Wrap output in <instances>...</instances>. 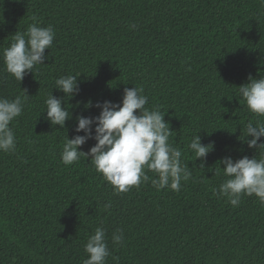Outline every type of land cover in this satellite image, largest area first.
Listing matches in <instances>:
<instances>
[{
    "label": "trees",
    "instance_id": "16d2710c",
    "mask_svg": "<svg viewBox=\"0 0 264 264\" xmlns=\"http://www.w3.org/2000/svg\"><path fill=\"white\" fill-rule=\"evenodd\" d=\"M34 22L56 35L20 82L3 50ZM67 75H80L79 92L65 97L71 119L59 128L45 101L64 96L55 80ZM249 76H264V0H0V98L29 95L10 124L15 151L0 152V264H84L97 227L106 264H264V204L244 195L234 207L217 194L223 157L264 156L242 142L248 122L264 123L238 93ZM134 86L165 114L192 173L179 191H158L145 169L149 180L118 193L89 158L62 163L66 137L84 134L76 117L99 115L97 102L119 103ZM197 134L214 145L203 161L188 148Z\"/></svg>",
    "mask_w": 264,
    "mask_h": 264
},
{
    "label": "clouds",
    "instance_id": "9594fccd",
    "mask_svg": "<svg viewBox=\"0 0 264 264\" xmlns=\"http://www.w3.org/2000/svg\"><path fill=\"white\" fill-rule=\"evenodd\" d=\"M55 35L51 25L41 27L35 22L28 26L26 32L16 31L10 46L3 50L6 71L16 80L23 81L36 66L44 64L47 59L45 50L52 46ZM79 76L67 75L55 80V89L63 92L64 96L57 98L51 92L45 101L46 119L51 125L64 128L66 121L71 119L70 111L65 107V97L71 99L78 94ZM248 79V83L238 87V93L251 112L264 116V76L259 79L249 76ZM143 93L142 87H126L121 102H97L95 107L100 109L99 115L77 116L75 132L84 134L71 139L66 137L61 152L62 163L71 165L82 156L89 158L96 171L118 193L127 192L132 186L139 187L142 181L149 180L145 169L157 175L152 179V185L158 191L164 188L179 191L181 182L189 180L192 173L181 159L182 151L170 143L173 130L165 120V114L159 108H147L148 97ZM28 96L24 90L23 95L14 99L0 98V152L15 151L16 137L10 124L22 114ZM91 106V102L86 105ZM244 135L242 142H246L249 148L264 150V142L258 143L264 137V123L248 122ZM90 139L96 141L95 145L88 152L80 150ZM213 147V144H202L198 134L188 145L196 159L201 161ZM220 164L227 179L220 184L218 195L227 197L234 207L239 206L244 195H255L264 204V156L259 159L255 155L252 158L243 156L235 161L226 156ZM104 207L108 209L111 204ZM112 242L122 244L123 232H114ZM85 252L88 258L84 264H106L110 251L103 227H97L95 233L88 237Z\"/></svg>",
    "mask_w": 264,
    "mask_h": 264
}]
</instances>
